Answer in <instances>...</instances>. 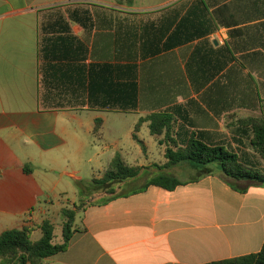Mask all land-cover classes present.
Returning <instances> with one entry per match:
<instances>
[{"label":"crops","instance_id":"obj_1","mask_svg":"<svg viewBox=\"0 0 264 264\" xmlns=\"http://www.w3.org/2000/svg\"><path fill=\"white\" fill-rule=\"evenodd\" d=\"M263 110L264 0H0V235L29 228L36 241L49 220L58 243L61 212L77 205L65 177L78 182L80 164L96 162L101 179L120 154L140 175L119 196L83 203L68 250L42 264L257 254L264 185L194 181L202 172L188 163L165 168V134L147 119L172 117L180 147L195 138L263 162L244 127ZM160 174L183 184L148 185Z\"/></svg>","mask_w":264,"mask_h":264},{"label":"trees","instance_id":"obj_2","mask_svg":"<svg viewBox=\"0 0 264 264\" xmlns=\"http://www.w3.org/2000/svg\"><path fill=\"white\" fill-rule=\"evenodd\" d=\"M150 130L153 135L165 134L167 149L165 168H172L180 164H190L202 173L194 181L207 175H220L227 183L237 188V184L248 182L264 185V168L256 162H243L235 152L219 146H210L195 138L180 147L174 140L175 120L167 115H152ZM244 127L251 129V146L258 157L264 162V110L260 116L245 120ZM137 139V137H135ZM26 167V172H27ZM143 168L129 166L120 154H117L109 164L105 175L101 179H94V189L97 193H104L111 197L119 196L118 187L124 182L137 178ZM183 183L171 174L154 176L148 185H154L172 191ZM105 199L102 203L108 201ZM76 205L75 209L62 210V242H55V226L45 220L39 226L42 237L32 240V230L29 228L13 229L0 235L1 264H42L46 259L66 252L79 229L76 228V216L82 209ZM208 264H264V246L257 254L212 262Z\"/></svg>","mask_w":264,"mask_h":264},{"label":"rangeland","instance_id":"obj_3","mask_svg":"<svg viewBox=\"0 0 264 264\" xmlns=\"http://www.w3.org/2000/svg\"><path fill=\"white\" fill-rule=\"evenodd\" d=\"M78 162H63L64 165L67 166H72V165H76ZM258 164H260L261 168H264V162H256ZM81 166L79 167L80 169V176H81V180H79L78 182H76L75 180H71L68 179L67 177H65L64 181L70 182L71 186L73 188H70L68 191L69 192V197L68 199L71 200L74 197L73 193V189L75 190V195L77 196V205H81L83 203L89 202V201H93V202H101L105 199L110 198V195H106L104 193H97L95 192V185L93 183V180L95 178V176H93V173H95V171H98V168H95L97 163L96 162H82V164H80ZM60 174V173H59ZM195 172L193 171H188V172H181L178 175L179 179H185L187 177H190L192 175H194ZM58 175V174H56ZM149 177V176H148ZM143 181H135L131 186H129L128 188H125L126 191L130 190V189H137L139 187H141L143 185ZM65 186V185H63ZM59 221V220H58ZM56 223V226H58V229L56 230V236L58 243L62 242V236L59 230V226L62 227V223L58 222ZM34 240V239H33Z\"/></svg>","mask_w":264,"mask_h":264}]
</instances>
